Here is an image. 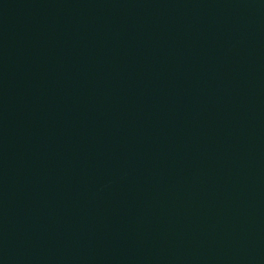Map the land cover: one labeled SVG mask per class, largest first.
I'll return each mask as SVG.
<instances>
[{
  "label": "water",
  "instance_id": "water-1",
  "mask_svg": "<svg viewBox=\"0 0 264 264\" xmlns=\"http://www.w3.org/2000/svg\"><path fill=\"white\" fill-rule=\"evenodd\" d=\"M0 264H264V0H0Z\"/></svg>",
  "mask_w": 264,
  "mask_h": 264
}]
</instances>
